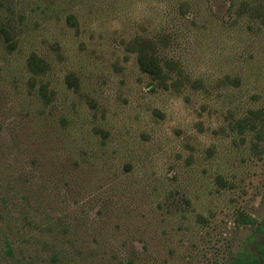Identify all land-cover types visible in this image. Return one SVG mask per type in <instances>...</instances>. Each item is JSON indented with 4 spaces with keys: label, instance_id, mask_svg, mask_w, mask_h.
Instances as JSON below:
<instances>
[{
    "label": "rangeland",
    "instance_id": "1",
    "mask_svg": "<svg viewBox=\"0 0 264 264\" xmlns=\"http://www.w3.org/2000/svg\"><path fill=\"white\" fill-rule=\"evenodd\" d=\"M263 241L264 0H0V264Z\"/></svg>",
    "mask_w": 264,
    "mask_h": 264
},
{
    "label": "trees",
    "instance_id": "2",
    "mask_svg": "<svg viewBox=\"0 0 264 264\" xmlns=\"http://www.w3.org/2000/svg\"><path fill=\"white\" fill-rule=\"evenodd\" d=\"M11 253L12 250L7 251ZM236 264H264V241L258 246L257 254H249L248 257L241 256Z\"/></svg>",
    "mask_w": 264,
    "mask_h": 264
}]
</instances>
